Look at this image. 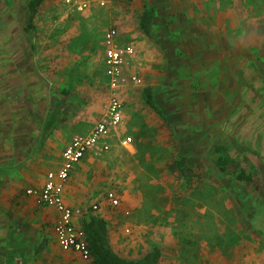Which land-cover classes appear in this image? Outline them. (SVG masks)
<instances>
[{"label":"rangeland","instance_id":"obj_1","mask_svg":"<svg viewBox=\"0 0 264 264\" xmlns=\"http://www.w3.org/2000/svg\"><path fill=\"white\" fill-rule=\"evenodd\" d=\"M35 22L34 43L16 44L27 51L23 60L10 59L7 52L14 50V43L0 42L1 55L8 57L0 59V87L8 96L17 89L12 97L19 101L18 90L31 76L26 75L27 65L35 60L44 82L69 91V102L79 106L60 116L59 128L51 135L50 153L57 156L71 136L74 118L89 123L104 106L102 36L111 24L107 17L97 19L64 0L44 2ZM137 31L122 42L139 46L143 54L138 63L142 83L130 96L142 120L129 123L140 141L127 125L121 133L131 141L115 145L89 172L100 186L96 189L119 188L124 206L130 208L125 218L109 208L114 215L112 247L136 259L158 245L159 264H264V28L257 42H232V29L225 25L218 41L204 44L153 41ZM207 50L209 58L196 56ZM146 86L153 87L163 115L147 105ZM35 93L40 99V91ZM25 141L20 138V144ZM11 142L0 147L10 151ZM218 142L235 159L228 172L217 168ZM181 155L188 160L186 176L167 167ZM241 169L252 174L251 181L237 179ZM22 177L27 179L26 173L14 175ZM13 196L21 197L15 191ZM126 196L134 197L137 205ZM88 200L90 207L91 197ZM160 206L163 214H154ZM45 207L21 201L13 210L31 213L33 222H42L50 232L53 221Z\"/></svg>","mask_w":264,"mask_h":264},{"label":"crops","instance_id":"obj_2","mask_svg":"<svg viewBox=\"0 0 264 264\" xmlns=\"http://www.w3.org/2000/svg\"><path fill=\"white\" fill-rule=\"evenodd\" d=\"M46 1L44 0V2ZM27 2L28 0H0V42L15 44L14 50L6 51L13 61L23 60L28 56L27 51L18 48L16 44H21L24 40L30 44L34 43L33 32L29 33L24 29ZM148 5L155 11L153 33L152 35L146 34L148 37L154 38L153 41L170 44L211 43L218 41L221 35L220 30L228 25L230 30L232 29L233 39L230 38L232 42H243L249 38L251 42L254 39L257 42V38L262 36L264 28V0H109L104 7L94 4L83 12L88 15L93 14L97 19L107 17L110 26L118 29V42L125 44L122 41L126 40L127 36H132L131 31H137L138 28L141 31L139 25L141 14ZM244 29L245 32H243ZM236 35H238L237 38ZM135 47L138 56L132 69L140 76L138 63L139 65L142 63L143 54L139 46L135 45ZM1 53L0 49V55ZM30 55L34 59L35 55L32 52ZM200 55L196 54L197 57L209 58V51H201ZM2 58L8 57L4 54L0 56V59ZM34 65L35 60L27 65L26 75L30 74L31 76L29 82L24 83V86L18 90L19 101L12 97V95L15 96L17 89L8 96L9 91L0 87V144L7 146L8 140L12 141L11 145L13 144L10 151H5L6 147H0V264H77L80 259L78 253L63 250L57 242L54 225L58 212L54 207H45L48 213L46 217L53 221L50 232L47 226L42 225V222L35 224L31 213L13 209L21 201L35 206L38 204L32 196L25 193V189L42 186L48 172L58 169L62 164V152L73 136L88 133L104 113L109 98L108 76L104 64V106L99 108L98 114L96 112L93 116L90 115L89 123L82 122L84 117L74 118L75 123L70 131L71 136L64 142L62 150L60 149L56 156V153H53L54 155L50 153V144L53 138L51 135L56 133V128H59L60 116L68 111V108L79 105L69 102V91L65 88L50 86V83L44 82L46 79L41 77L37 66ZM15 66L19 67L18 64ZM21 74L23 75L22 72ZM136 86L129 85L122 91L124 122L109 138L110 148L100 150L99 154L87 153L81 161L75 164L66 183L65 201L74 208L82 209V214L75 218L76 223L80 226L81 219L87 211L104 217L109 228L113 223L114 216L111 210H120L123 217L130 215V213L125 214L126 210L130 212V208L124 206L123 195L119 188H108L105 192H100L98 190L100 186L97 181L93 183L94 176L89 172L96 160L104 154L110 153L115 145H124L122 142L124 134L121 131L127 129L130 122L142 120V114L136 112L134 108L136 99L130 97L131 92L137 88ZM37 91L41 93L40 99L35 93ZM18 106L25 108L17 111ZM92 110H94L93 107L90 112ZM132 128L128 127L134 137L138 138L137 141H140L141 135L139 136V132ZM22 137L26 141L20 144ZM25 173L27 179L14 178L15 174L22 176ZM96 185L98 189L95 188ZM110 189L116 190L121 197L118 207H113L106 198V192ZM14 191L21 197L14 199ZM130 194L129 191L126 193L129 196ZM129 196H126V200H132V206H136L135 198ZM90 197L92 203L89 207L88 198ZM95 203L99 206L97 210L92 208ZM127 204L130 203L127 201ZM152 212L162 215V206ZM126 229L129 230L127 233L131 232L128 226L125 231ZM109 240L113 246L110 229Z\"/></svg>","mask_w":264,"mask_h":264},{"label":"built area","instance_id":"obj_3","mask_svg":"<svg viewBox=\"0 0 264 264\" xmlns=\"http://www.w3.org/2000/svg\"><path fill=\"white\" fill-rule=\"evenodd\" d=\"M109 0H65L79 11H86L94 4L100 7L107 5ZM118 29L110 26L103 34L104 64L108 76L109 98L106 110L86 134H76L65 146L62 164L56 170L48 172L42 186L27 187L25 193L32 196L41 205L54 207L58 216L54 232L59 246L66 251H74L79 255L77 264H96L87 243L84 229L78 225L75 218L82 214V209L70 206L64 198V191L71 172L79 161L89 152L99 154L100 150L110 148L109 138L124 122L123 89L129 85H140L142 78L134 71V62L138 56L133 44H120L117 40ZM131 137L123 139V144L129 143ZM106 198L113 207L121 203L119 193L110 189ZM95 203L93 210L98 209ZM130 212L125 211L128 215ZM129 232L128 229H126Z\"/></svg>","mask_w":264,"mask_h":264},{"label":"trees","instance_id":"obj_4","mask_svg":"<svg viewBox=\"0 0 264 264\" xmlns=\"http://www.w3.org/2000/svg\"><path fill=\"white\" fill-rule=\"evenodd\" d=\"M44 0H28L26 5L25 31L31 33L36 29L35 18ZM155 11L147 6L141 14L140 28L147 34L153 33V20ZM145 100L147 104L156 112L163 115V111L154 97L153 87L144 88ZM215 152L218 154L216 165L219 171L228 172L229 167L235 162L227 146L223 142L215 143ZM172 171H177L182 175L187 174L188 160L185 155L170 162L167 166ZM238 180L251 181L252 174L245 169H241L236 175ZM81 227L84 229L90 251L96 264H159L162 257V249L158 245H153L149 251L139 258H127L117 253L109 240V227L104 217L87 211L81 219Z\"/></svg>","mask_w":264,"mask_h":264}]
</instances>
